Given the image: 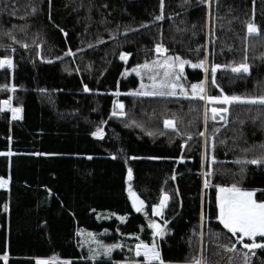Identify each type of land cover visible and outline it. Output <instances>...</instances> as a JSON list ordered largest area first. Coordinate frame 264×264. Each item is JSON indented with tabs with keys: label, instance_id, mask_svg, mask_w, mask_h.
Segmentation results:
<instances>
[{
	"label": "trees",
	"instance_id": "1",
	"mask_svg": "<svg viewBox=\"0 0 264 264\" xmlns=\"http://www.w3.org/2000/svg\"><path fill=\"white\" fill-rule=\"evenodd\" d=\"M161 11V0H0V57L14 61L0 69V86H8L0 100L11 96L21 108L14 119L0 106V177L9 180L0 188V264L143 260L134 246L153 242L150 219L167 221V233L155 238L165 264L201 255L207 264H244L245 253L248 264H264V248L245 249L216 219L215 199L216 185L236 184L264 200V164L246 162L264 157V105L210 102L229 109L227 123L219 114L205 123L203 100L191 96V84L205 78L202 68L185 65L188 96L133 95L151 91L141 80L151 85L149 77L163 78V70L131 71L158 56L207 57L210 66L239 64L247 55L248 73L217 70L219 88L209 71L207 95H264V0H164L156 20ZM249 21L257 33L248 34ZM158 43L167 53L156 52ZM114 101L124 103V116L113 115ZM97 128L102 136L92 135ZM128 163L132 189L145 201L141 212L125 191ZM205 171L213 172L207 188ZM162 191L170 199L157 217L152 206ZM117 244L111 256L92 258L95 247L100 253Z\"/></svg>",
	"mask_w": 264,
	"mask_h": 264
},
{
	"label": "snow or ice",
	"instance_id": "2",
	"mask_svg": "<svg viewBox=\"0 0 264 264\" xmlns=\"http://www.w3.org/2000/svg\"><path fill=\"white\" fill-rule=\"evenodd\" d=\"M163 4L164 0H161V15L155 17L156 20L163 19ZM33 11L35 9L33 8ZM144 25H141L143 27ZM129 31L131 29H128ZM247 31L248 34H254L259 31L258 26L255 24L254 21H249L247 23ZM5 35L11 36L13 40H16V37L11 34V32L5 33ZM19 42V41H17ZM27 47V44L24 45ZM155 50L158 54L160 53H167L168 49L163 46L162 43H158L155 46ZM77 51H80L79 49ZM72 50L68 49L65 55H71ZM129 53L122 52L120 55L121 60H126L129 56ZM59 59V58H58ZM207 57L200 60L199 62L193 63L191 60H186L179 55L176 56H167L162 62L158 56L157 60L152 61L151 63L145 62L142 65H136L131 71L136 72L137 75H142V70H150L155 71L156 69L163 70V78L159 77V73L156 75H152L149 79L152 81L151 85L145 84L143 79L141 80V89H148L149 87L152 89L151 91H134L133 95L139 96H177L183 95L188 96L189 92L185 88L184 84L181 83L184 67L186 64H190L192 68H202L205 72V78L200 80L197 83L191 84V96L198 97L201 100L206 102L205 106V123H207L208 119V108L207 102H217L222 101L224 105H231L233 103H247V104H260L264 105V95L258 96H241V95H207V88L206 85L208 83V73L211 72V83L219 88V84L216 81V73L218 69H228L230 68L231 72L233 73H248L250 71V65L247 63V55H245L244 62L235 65H221V64H211L207 66ZM13 68L14 61L11 56L5 55L0 57V69ZM128 69H125L127 72ZM124 73H122L123 75ZM7 85H2L0 88H7ZM16 85H11V90L15 91ZM85 91H89L88 86H84ZM179 90V91H177ZM220 91L223 93V89L221 88ZM117 95H119V89L117 88ZM12 97L9 96L6 100H0V106L4 108L10 109L13 118L20 117L21 108L20 107H13L11 104ZM114 105L118 106L117 108L114 107L113 115L116 116H124V103L122 101H114ZM228 108H218L212 107L211 108V119L215 121L217 119V115L219 114V119L227 123V120L224 113L228 112ZM135 123V122H133ZM165 127H170L176 130L179 134V129L171 119L164 120ZM218 131V129H215ZM201 136H205L206 132L199 133ZM93 136H102L103 129L97 128L95 132L92 133ZM149 135H152L150 132ZM191 134H189V139H191ZM187 141H185V144ZM183 147V145H182ZM213 147L215 144L213 143ZM11 150H9L8 155H11ZM183 160L184 157L181 156L179 158ZM215 156H212V160L215 161ZM240 161L238 160L237 163ZM248 163L254 165L264 164V157L256 158L251 161H246ZM213 174L212 171H205L203 175L206 177L204 180V186L207 188L210 184L209 179ZM128 178L131 180L132 178V169L128 170ZM175 179V176H173ZM9 180L5 179L4 177H0V188H5L8 186ZM216 205L218 207V215L216 217L217 220L223 225V227L229 230L235 237L236 240L243 244L245 249H256V248H264V200H257L255 198V192L257 190H247L241 187H238L236 184H232L230 186L224 185H216ZM128 194L130 199L132 200V205L137 212L144 211V204L145 201L140 198L139 195L132 189L131 184L128 187ZM170 196L167 192L162 191V195L160 197L159 203L152 206V212L156 216H162L163 210L168 204ZM5 209H7V205H5ZM147 215V213H145ZM121 220L125 219V217H120ZM203 219V213H202ZM150 227L154 230L153 231V242L151 244L146 243L143 240H139L138 243L135 245L134 253L135 256L143 257V260H129V261H122L118 262V264H153V262H159V264H165V261L161 257V252L159 250L158 245L155 242L156 236H163L165 232L164 225L167 224V221L164 222V225L160 224L156 220L149 221ZM134 235V234H133ZM260 236L262 241L260 243L256 242V237ZM252 238V243H245L244 238ZM99 243V242H98ZM105 256H111L112 249L115 247H120V245H102ZM221 247L228 249L229 245L224 244ZM236 245L232 244L231 249L235 250ZM99 252H94L92 254V258L95 259ZM4 259L7 260V256H4ZM55 259V257L53 258ZM37 264H52L49 260H38ZM63 264H70V261L65 260ZM187 264H207L203 255L199 257H194L191 261L187 262ZM244 264H248V254L245 253L244 257Z\"/></svg>",
	"mask_w": 264,
	"mask_h": 264
},
{
	"label": "rangeland",
	"instance_id": "3",
	"mask_svg": "<svg viewBox=\"0 0 264 264\" xmlns=\"http://www.w3.org/2000/svg\"><path fill=\"white\" fill-rule=\"evenodd\" d=\"M6 68H7V67H6ZM147 71H148V70H147ZM205 106H206V102L203 100V106H202V119H203V122H205ZM212 107L224 108V107L221 106V105L218 106L217 104L215 105V104H213V103L207 102L208 118L211 117V115H212V113H211V108H212ZM1 109H2V110H5V111L9 110L10 115H11V117L13 118L10 109L4 108L3 106H1ZM127 166H128V167H131V164L128 163ZM216 191H217V190H216ZM215 199H216V194H215ZM199 232L201 233V224L199 225ZM257 237H258V236H257ZM245 238H246V237H245ZM249 239H251V242H250V243H252V238H249ZM256 242H257V243H260V241H259V242L256 241ZM135 245H136V244H135ZM134 249H135V246H134ZM112 250H113V249H112ZM96 251H97V247H95V252H96ZM99 251H100V250H99ZM250 251H251V250H250ZM103 252H104V249H103V247L101 246L100 254H103ZM92 253H93V252H92ZM134 254H135V253H134ZM135 257H137V256H135ZM53 258H54V257L35 259V264H37L38 260H49V261L52 262V264H63V262L65 261V260H62V259H60V258H58V257H55V259H53ZM137 258H141V259H143L142 256L137 257ZM120 262H122V261H120ZM116 264H118V262H117Z\"/></svg>",
	"mask_w": 264,
	"mask_h": 264
},
{
	"label": "water",
	"instance_id": "4",
	"mask_svg": "<svg viewBox=\"0 0 264 264\" xmlns=\"http://www.w3.org/2000/svg\"><path fill=\"white\" fill-rule=\"evenodd\" d=\"M130 168L132 169V178H131V180H129V178H128V170ZM133 179H134L133 167L132 166L131 167L126 166V171H125V176H124V181L126 182L125 191H128L129 184H131V182L133 181Z\"/></svg>",
	"mask_w": 264,
	"mask_h": 264
},
{
	"label": "crops",
	"instance_id": "5",
	"mask_svg": "<svg viewBox=\"0 0 264 264\" xmlns=\"http://www.w3.org/2000/svg\"><path fill=\"white\" fill-rule=\"evenodd\" d=\"M117 262H120V261H117ZM156 263H159V262H156ZM174 264H187V263H174Z\"/></svg>",
	"mask_w": 264,
	"mask_h": 264
}]
</instances>
